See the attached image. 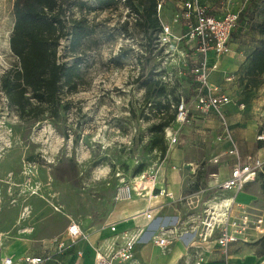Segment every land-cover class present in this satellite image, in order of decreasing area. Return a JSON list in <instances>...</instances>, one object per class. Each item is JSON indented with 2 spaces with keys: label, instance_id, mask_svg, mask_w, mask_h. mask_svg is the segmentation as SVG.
<instances>
[{
  "label": "rangeland",
  "instance_id": "obj_1",
  "mask_svg": "<svg viewBox=\"0 0 264 264\" xmlns=\"http://www.w3.org/2000/svg\"><path fill=\"white\" fill-rule=\"evenodd\" d=\"M13 1L0 0V232L7 236L8 248L42 254L45 242L71 222L86 234L103 230L115 205L118 184L139 173L159 175L167 167V140L164 138L167 148L161 156L150 138L151 127L159 122L155 103H170L173 109L177 100H189L191 63L185 43L160 46L156 40L159 32L144 34L136 25L138 16L128 6L129 0H107L103 5L99 0H66L67 17L85 16L92 31L83 53L69 51V37L57 51L60 63L78 64V91H64L56 117L21 121L1 90L3 73L16 63L9 46ZM250 1V8L260 16L262 0ZM159 2L160 23L178 35L172 18L180 0ZM229 2L220 0L215 9L222 13ZM81 3L99 8L89 12L76 6ZM256 23L251 19L246 30L239 26L245 31V41H258L252 28ZM148 78L162 83L165 96L155 99L153 92L146 99L143 81ZM170 127L178 132L176 122ZM139 167L141 171L135 172ZM178 169L187 179L183 196L206 185L200 172L192 178L183 166ZM253 204L264 212V197ZM201 205L184 218L197 221L203 214ZM179 210L177 214H181ZM259 250L264 252L261 244Z\"/></svg>",
  "mask_w": 264,
  "mask_h": 264
},
{
  "label": "crops",
  "instance_id": "obj_2",
  "mask_svg": "<svg viewBox=\"0 0 264 264\" xmlns=\"http://www.w3.org/2000/svg\"><path fill=\"white\" fill-rule=\"evenodd\" d=\"M230 1L226 8H222L221 13L215 9L220 0H202L208 13L215 17H221L227 12L246 11L252 6L250 0ZM252 18L254 22L261 20L257 10ZM173 26L179 34L180 27L174 24ZM240 28L238 27L231 37L228 54L218 58L210 54L207 59L208 65H217L216 69L209 72V85L218 86L222 94L230 99V103L223 107V112L236 152L230 153L232 149L230 141L218 140L219 135H222L218 115L195 109L194 101L203 92V88L194 83L191 86L189 100L185 101L190 113V122L186 125L176 123L179 125L176 132L177 143L169 147V163L167 167L161 168L158 175V185H163L174 198L185 193L183 188L187 179L179 172L178 168L181 166L187 169V174L192 178L199 172L204 175L206 185L199 187V191H207L198 195L197 201L186 199L183 202H173L159 195L152 199L115 202L103 230L89 234H86V231L85 238L75 242L66 239L67 248L61 253L52 254L46 264H94L96 248L109 253L125 245L127 241L125 233L138 231L140 239L133 247L132 259L126 262L114 261L113 264H196L200 254L203 255L201 264H264V252L259 250L260 244L257 241L260 238L256 234H251L249 242L238 241L230 244L224 254L216 242L217 233L205 242L195 241L196 235L194 236L193 232L203 230L204 214H201L197 221H188L184 218L189 210L198 207L199 204H202L200 206L202 213L206 206L230 196H235L236 202L240 204L261 211L253 204L263 197L260 183L256 180L247 183L236 195L232 192L219 193L213 189L217 183L229 176L237 161L245 164L249 162V157L264 161V147L258 146V131L264 124V75L261 77L260 85L248 92L244 91L245 80L242 82L248 58L259 45L260 36L256 33L258 40L256 42L245 41L243 38L245 31H240ZM246 28L247 26H243V29ZM178 208L181 214L180 212L177 214ZM150 209L151 217L146 218V213ZM158 217H163V220H158ZM112 226L115 227L114 231L111 230ZM164 227L175 235L174 238L169 237L170 243L167 246L160 247L153 242V237L159 235ZM64 234L65 230L55 238H66ZM7 239L5 236L0 264L4 256H10L13 264H23L20 259L24 255H41L29 254L25 249L22 252L16 248L10 249L7 247ZM54 239L45 242L43 253L54 249Z\"/></svg>",
  "mask_w": 264,
  "mask_h": 264
},
{
  "label": "built area",
  "instance_id": "obj_3",
  "mask_svg": "<svg viewBox=\"0 0 264 264\" xmlns=\"http://www.w3.org/2000/svg\"><path fill=\"white\" fill-rule=\"evenodd\" d=\"M162 2L157 4V11L160 12ZM242 11L227 12L221 17H215L208 13L206 5L202 0H180L178 10L173 15L172 24L180 27L179 34L174 35L170 26L162 23V30L158 35L160 46L181 42L187 46L185 54L190 55V79L191 83H197L203 92L194 101L195 109L200 112H214L218 115L222 125V135L218 140H228L232 143L230 153L236 152V146L232 139L229 124L226 121L223 107L230 103L228 96L222 94L218 86L209 85V72L216 69L217 65H208V56L213 54L216 58L224 56L230 52V40L239 25L240 13ZM190 51L191 54L189 53ZM175 122L186 125L190 122V113L184 99H180L175 106ZM165 138L169 147L177 143V134L171 127L165 129ZM263 136H259L262 139ZM216 163L217 160H214ZM264 168V161L249 157L248 163L237 161L232 167L229 176L217 183L213 189L216 192H232L235 195L242 191L245 185L256 180L258 172ZM207 190H201L190 196H180L174 198L166 191L163 185H158V175L151 173H139L136 176L118 184L114 191L115 202L131 199H152L157 196H165L173 202H183L184 200L197 201L198 195ZM217 196V195H216ZM218 197V196H217ZM216 198V197H215ZM192 203V202H191ZM151 209L147 211L146 218L151 217ZM204 218L202 219L203 230L193 232L196 235L195 241L205 242L216 235L218 246L227 252V248L232 243L238 241L249 242L251 234L257 236L264 233V212L256 211L243 204L236 202L235 196L220 199L213 205L205 207ZM114 231L115 227H111ZM217 231V232H216ZM159 235L153 237V242L165 247L169 242V237L174 238V233L164 228ZM140 232L125 233L127 241L124 246L104 253L100 248L95 249L94 264H113L115 262H126L133 257V247L140 239ZM85 232L79 224L71 222L65 229L64 237L54 239V249L41 255H24L20 260L23 264H46L48 259L57 253L63 252L67 248L66 239L75 242L84 239ZM5 235L0 232V254L4 249ZM191 244H189V247ZM53 254V255H52ZM2 264H13L10 256H4ZM203 262V255H198L196 264Z\"/></svg>",
  "mask_w": 264,
  "mask_h": 264
},
{
  "label": "trees",
  "instance_id": "obj_4",
  "mask_svg": "<svg viewBox=\"0 0 264 264\" xmlns=\"http://www.w3.org/2000/svg\"><path fill=\"white\" fill-rule=\"evenodd\" d=\"M103 5L107 0H99ZM264 5V0H262ZM66 0H14L12 6L13 27L10 34L9 46L16 59L15 65L7 69L1 77V90L8 106L21 121H36L44 115L56 117L63 106V94L76 93L80 80V69L75 62L71 65L60 63L57 51L61 42L68 37L69 51L81 54L85 50V42L91 34V26L85 16L67 17ZM158 0H129L128 6L138 16L136 25L146 35L160 33L162 25L157 13ZM83 10L94 12L99 7H86ZM256 9L248 8L240 13L239 26H247ZM264 11L261 20L252 25L253 30L260 36L259 45L251 53L244 71V91L257 88L264 75ZM252 15V17H251ZM250 18V19H249ZM237 30V29H236ZM158 33V35H159ZM235 33V32H234ZM233 33V34H234ZM158 35L156 40L158 41ZM233 36V35H232ZM146 99H158L165 96L162 83L152 78L145 79ZM192 86V83L191 85ZM166 105L161 101L155 103L159 114V122L150 129L153 146H159L161 156L166 152L164 142L165 129L175 122V106ZM258 146H264V124L259 128ZM166 140V138H165ZM141 167L135 172L139 173ZM256 181L264 197V168L258 172ZM264 248V235L257 241Z\"/></svg>",
  "mask_w": 264,
  "mask_h": 264
},
{
  "label": "water",
  "instance_id": "obj_5",
  "mask_svg": "<svg viewBox=\"0 0 264 264\" xmlns=\"http://www.w3.org/2000/svg\"><path fill=\"white\" fill-rule=\"evenodd\" d=\"M187 167H188V165H187Z\"/></svg>",
  "mask_w": 264,
  "mask_h": 264
}]
</instances>
